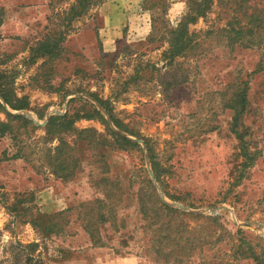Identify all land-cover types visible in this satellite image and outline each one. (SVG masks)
I'll return each instance as SVG.
<instances>
[{
	"label": "rangeland",
	"instance_id": "374dc122",
	"mask_svg": "<svg viewBox=\"0 0 264 264\" xmlns=\"http://www.w3.org/2000/svg\"><path fill=\"white\" fill-rule=\"evenodd\" d=\"M75 1L0 0V264H264V0Z\"/></svg>",
	"mask_w": 264,
	"mask_h": 264
},
{
	"label": "trees",
	"instance_id": "16d2710c",
	"mask_svg": "<svg viewBox=\"0 0 264 264\" xmlns=\"http://www.w3.org/2000/svg\"><path fill=\"white\" fill-rule=\"evenodd\" d=\"M99 0H76L75 3L73 5H71L68 9V15H69V19L68 22H70V20L74 19V18H79L81 16H83L88 10L89 8ZM219 1V0H218ZM212 3V0H201L199 2H196V5L199 7H203V10L205 8L209 9L210 4ZM205 6V8H204ZM198 8L194 11H196L197 14L202 15L203 12H198ZM190 19L189 20H193V16H189ZM259 17V16H258ZM188 19V17H187ZM68 25V24H67ZM67 30H64L63 32H60L57 34V38L58 39H50L47 36H44V38L40 41H38L35 46L32 48L31 50V56L29 58V62L33 63L37 58H43V57H55L59 51H61L60 43L64 40V34ZM170 38L168 40V50H167V56L168 58H173L176 56H179L182 54V52L185 50L186 46L188 45L189 39L183 40L185 38V25H181L178 26L177 29L175 30H171L170 32ZM0 97L2 98V100L4 102H6V104L13 110H19V109H24L26 107V104L23 103V101L25 99H21V100H16V103H20L21 105H15L11 103V100L9 98V91L5 88V86L3 87V85L0 83ZM239 110H237L236 112V117L235 119L238 117H240L243 113L244 110V106H245V96L244 93L242 92L241 96H239ZM102 104V103H101ZM0 109H2V106L0 105ZM97 115H99L98 113H96ZM8 118L12 119V120H20L22 119V117L20 116H12L10 114H7ZM92 116H88V118H90ZM57 120H62L60 117H51L49 119V122L46 126V129H49L51 126H55V122H57ZM65 120V119H63ZM67 125L70 127V120L66 121ZM7 128H9L8 125L1 123L0 122V137L4 135L5 130H7ZM50 131V129H49ZM112 135L116 138V140L120 141V143L122 144H126V145H135L134 143H132L130 140L123 138L119 135H115L114 133H112ZM59 139V145L58 147L55 148L54 150V155H49V160L52 162V164H50L51 167H54L56 170H58L59 168L62 170V172H64L65 174L67 173H72L73 172V168L70 166V170H69V166L67 164H65V157L67 156L69 159L73 158L72 156V149L68 146V144L62 140L61 138ZM122 146V145H121ZM62 152V154H61ZM62 157H61V155ZM13 157H17V155L13 156ZM76 163V161H75ZM76 165V164H75ZM75 167V166H73ZM69 171V172H68ZM57 174V172H55ZM59 175V174H57ZM59 177V176H58ZM64 181L69 180L68 175H62L61 176ZM162 206L165 208L166 213H173L172 209L169 208L167 205L162 204ZM215 218L211 219V221L213 223H215Z\"/></svg>",
	"mask_w": 264,
	"mask_h": 264
}]
</instances>
